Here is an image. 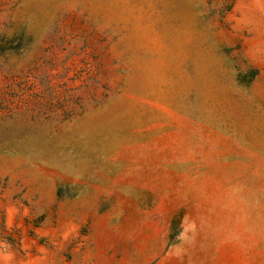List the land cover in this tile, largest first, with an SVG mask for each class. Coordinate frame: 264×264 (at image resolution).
Wrapping results in <instances>:
<instances>
[{"label":"rangeland","instance_id":"obj_1","mask_svg":"<svg viewBox=\"0 0 264 264\" xmlns=\"http://www.w3.org/2000/svg\"><path fill=\"white\" fill-rule=\"evenodd\" d=\"M0 264H264V0H0Z\"/></svg>","mask_w":264,"mask_h":264}]
</instances>
